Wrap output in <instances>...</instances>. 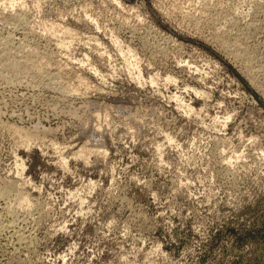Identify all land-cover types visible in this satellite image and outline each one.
Returning <instances> with one entry per match:
<instances>
[{
    "label": "rangeland",
    "instance_id": "rangeland-1",
    "mask_svg": "<svg viewBox=\"0 0 264 264\" xmlns=\"http://www.w3.org/2000/svg\"><path fill=\"white\" fill-rule=\"evenodd\" d=\"M18 1L0 47L44 70L0 76L32 203L0 197V264H264V0Z\"/></svg>",
    "mask_w": 264,
    "mask_h": 264
},
{
    "label": "bare ground",
    "instance_id": "bare-ground-1",
    "mask_svg": "<svg viewBox=\"0 0 264 264\" xmlns=\"http://www.w3.org/2000/svg\"><path fill=\"white\" fill-rule=\"evenodd\" d=\"M26 1V0H25ZM39 1H41V0H39ZM236 1V0H235ZM18 2L20 3V1H18V0H9V1H7V0H0V9H4V10H6L4 13L2 12V17L4 18V20H8L10 23L9 24H12V26H15V27H21V26H23L24 24H26V22H25V19H26V12H25V8H24V4H22V3H20V5H19V7H21L22 9H20V11H19V13L17 14H13V9L12 10H10L11 8H15V6H16V4H18ZM39 3V2H38ZM224 3V2H223ZM219 5H220V3H219ZM222 5V4H221ZM214 6V5H213ZM222 7H224V6H222ZM221 7V10H219L218 8L219 7H217V10H219V11H222V8ZM225 7H226V5H225ZM216 8V7H215ZM236 8V7H235ZM234 8V9H235ZM8 9V10H7ZM224 9H226V8H224ZM233 9V8H232ZM231 9V10H232ZM233 9V10H234ZM228 10H230L229 8H228ZM236 10V9H235ZM234 10V12H236V14H234V12H233V14L234 15H237L238 14V12L237 11H235ZM224 11V10H223ZM226 11V10H225ZM218 12V11H217ZM231 12V11H230ZM249 13V12H248ZM232 13L230 14L231 16L233 15ZM242 14V13H241ZM218 15V14H217ZM220 15V14H219ZM232 16V17H229L230 19H228V21L230 20V22L231 23H233L232 25L235 27V23H236V20H235V18L234 17H236V16ZM225 16V15H224ZM221 17V16H220ZM220 19V18H219ZM223 19V18H222ZM221 19V20H222ZM8 21H7V23H8ZM215 21V20H214ZM219 21V20H218ZM217 23V22H216ZM220 23V22H219ZM253 23V22H252ZM228 25V24H227ZM256 25V24H255ZM232 26V27H233ZM24 27V26H23ZM50 27H52V26H50ZM49 27V28H50ZM253 27V26H252ZM59 28V27H58ZM57 28L56 27H52V29H51V32L52 33H55L56 34V32L58 33V29L56 30ZM60 29V28H59ZM68 29V28H67ZM256 29V28H255ZM61 30V29H60ZM64 31V30H63ZM67 32H68V30H66ZM228 31H229V29H228ZM65 32V31H64ZM67 32L66 33H64V34H66L67 35ZM235 32V31H234ZM63 33V32H62ZM216 33V32H215ZM242 33V32H241ZM252 33V32H251ZM61 34V33H60ZM238 34V33H237ZM236 35V34H235ZM59 36V35H58ZM248 36V35H247ZM59 39V38H58ZM237 39V38H236ZM218 41H220L221 42V44H224L225 43V41L222 39V38H220V36L218 37ZM217 41V42H218ZM10 42V41H9ZM8 43V42H7ZM9 44V43H8ZM63 44V43H62ZM236 44V43H235ZM22 45V44H21ZM63 46V45H62ZM229 46V45H228ZM6 47V46H5ZM1 48L0 49V76H3L2 74L3 73H10L11 74V79H12V81H14L15 83H17L18 82V80L22 77V75L24 76V75H26V74H30L31 76L30 77H33L34 79H37V78H40L39 76H41V75H43L42 73H43V70H44V66L41 64V63H39V61H35V59L37 60V59H39L38 57V55L37 54H35V53H33V54H27V56L26 57H23L22 59H20V57L18 58V59H16L17 57H15V58H12L11 57V52H9V50H11L9 47H7V48ZM66 47V45H64V48ZM28 52V51H27ZM247 53V52H246ZM37 55V56H35V55ZM40 55V54H39ZM21 56V55H20ZM241 56V55H240ZM244 56V55H243ZM48 58V57H47ZM44 60V59H43ZM50 63V62H49ZM48 65V64H47ZM60 66V65H59ZM48 71V70H47ZM253 71V70H252ZM59 72V71H58ZM46 76V75H45ZM43 77V76H42ZM25 78V77H24ZM21 80V79H20ZM43 80V79H42ZM11 81V82H12ZM39 81V80H38ZM41 81V80H40ZM48 81V80H47ZM50 81V80H49ZM20 82V81H19ZM63 90V89H62ZM61 90V88H60V90L59 91H62ZM63 92H65L66 93V91H64L63 90ZM67 93H68V91H67ZM1 113V112H0ZM45 131V130H44ZM48 131H50V130H48ZM15 133L16 134H18V137H19V139H21V141L24 143V146H25V144H29L31 141H33V140H37V139H39L38 138V135H37V133L35 132V134L33 133V132H31V131H28V130H25V129H21V130H18V129H15ZM49 134H50V132H49ZM22 143V144H23ZM86 148H82V150L77 154V156L78 157H81V158H83V157H85L86 156ZM262 155H264V153H262ZM20 166V165H19ZM22 167H24V165H21V167H19V168H22ZM23 169V168H22ZM25 169V168H24ZM19 171V170H18ZM23 173V172H22ZM17 176H19V177H21V175H20V172L18 173L17 172ZM21 186H19L18 185V183H16V182H13V181H11V183L9 184V185H7V186H3V187H1L0 188V197L3 199H5V200H7L8 202H9V200L12 198L11 196H12V194H14V196H16L17 198H16V200H14V201H16V203L18 204V206L20 207V208H23V209H25V208H28V207H31L32 206V203H31V199H30V197L28 196V194L26 195V194H24L25 192H23L22 190H20L21 188H20ZM15 203V202H14ZM13 203V204H14ZM9 204V203H8ZM12 204V203H11ZM17 204H15V206L17 205ZM17 207V206H16ZM11 209V208H10ZM13 210V209H12ZM18 210V209H17ZM16 211V210H15ZM15 211H14V213H15ZM23 221V220H22ZM14 225V224H13Z\"/></svg>",
    "mask_w": 264,
    "mask_h": 264
}]
</instances>
